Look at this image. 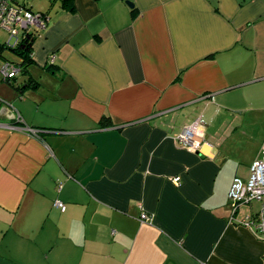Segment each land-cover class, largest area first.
<instances>
[{"label":"crops","instance_id":"crops-1","mask_svg":"<svg viewBox=\"0 0 264 264\" xmlns=\"http://www.w3.org/2000/svg\"><path fill=\"white\" fill-rule=\"evenodd\" d=\"M46 15L36 87L0 91V264H264V237L238 225L259 203L228 202L264 149V0ZM197 119L191 152L176 136Z\"/></svg>","mask_w":264,"mask_h":264},{"label":"built area","instance_id":"built-area-1","mask_svg":"<svg viewBox=\"0 0 264 264\" xmlns=\"http://www.w3.org/2000/svg\"><path fill=\"white\" fill-rule=\"evenodd\" d=\"M47 24V16H42L32 12L19 4L17 0H0V30L9 34L10 42L8 46L16 44L18 39L28 32H41ZM53 56L49 58V64H53ZM0 78L4 81L14 80L20 73L19 67L0 56ZM18 121V118L14 117ZM202 121L197 119L193 124L185 126L176 136L177 143L184 149L191 152H199L204 144V133ZM32 136H36L37 130L28 129ZM172 182L178 185L179 180L174 178ZM259 203V210L256 215L246 217L238 222V225L252 229L264 237V149L259 156L250 164L249 175L246 180L234 178L229 192L228 202L232 213H235L238 206L251 202ZM53 205L64 211L65 207L58 201ZM141 223L147 222L144 214H140Z\"/></svg>","mask_w":264,"mask_h":264},{"label":"trees","instance_id":"trees-1","mask_svg":"<svg viewBox=\"0 0 264 264\" xmlns=\"http://www.w3.org/2000/svg\"><path fill=\"white\" fill-rule=\"evenodd\" d=\"M54 1L55 0H52V3ZM72 1L73 0H60V7L64 10L70 11L72 10ZM36 13L42 16H47L46 13L43 12H36ZM38 34L39 32H35V31L28 32L24 36L20 37L16 42V44L13 46H8L4 42L0 43V56L2 58H3L2 54L5 50L11 51L19 58L18 63L13 62L20 69L19 75L14 80L4 81L10 87L15 89L19 94H23L24 90L34 89L36 87V84L32 81L31 77L29 76L28 67L31 66L32 64L31 48ZM51 68L52 66H49L46 69L53 71ZM19 79L21 80L18 83L17 80Z\"/></svg>","mask_w":264,"mask_h":264},{"label":"rangeland","instance_id":"rangeland-1","mask_svg":"<svg viewBox=\"0 0 264 264\" xmlns=\"http://www.w3.org/2000/svg\"><path fill=\"white\" fill-rule=\"evenodd\" d=\"M19 4H24L27 9H30L33 12H43L46 13L52 3V0H17ZM57 1V0H56ZM6 43L7 45L10 42L9 34L7 32L0 30V43ZM3 58L18 63L19 58L9 50H5L2 54ZM1 66V61H0ZM10 86L3 82L0 78V91L1 89H7Z\"/></svg>","mask_w":264,"mask_h":264},{"label":"water","instance_id":"water-1","mask_svg":"<svg viewBox=\"0 0 264 264\" xmlns=\"http://www.w3.org/2000/svg\"><path fill=\"white\" fill-rule=\"evenodd\" d=\"M126 4H127V6H128L129 8H132V7H133V5H132L130 2H126Z\"/></svg>","mask_w":264,"mask_h":264}]
</instances>
